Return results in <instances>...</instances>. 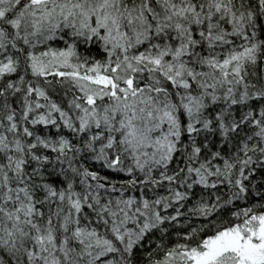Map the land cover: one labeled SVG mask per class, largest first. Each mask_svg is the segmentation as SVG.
I'll return each instance as SVG.
<instances>
[{
	"label": "snow or ice",
	"instance_id": "obj_1",
	"mask_svg": "<svg viewBox=\"0 0 264 264\" xmlns=\"http://www.w3.org/2000/svg\"><path fill=\"white\" fill-rule=\"evenodd\" d=\"M0 264H264V0H0Z\"/></svg>",
	"mask_w": 264,
	"mask_h": 264
}]
</instances>
